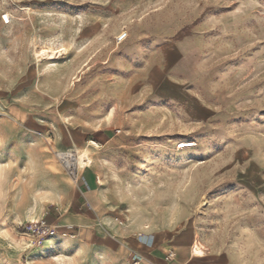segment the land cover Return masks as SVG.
Wrapping results in <instances>:
<instances>
[{
  "label": "rangeland",
  "instance_id": "obj_1",
  "mask_svg": "<svg viewBox=\"0 0 264 264\" xmlns=\"http://www.w3.org/2000/svg\"><path fill=\"white\" fill-rule=\"evenodd\" d=\"M127 80L153 121L162 105L185 132L211 128L196 134L209 152L183 171L209 178L193 183L205 196L192 208L211 241L264 264V0H0V264H132L105 224H64L80 214V181L58 158H92L63 145L65 109ZM40 219L57 233L31 244L23 228Z\"/></svg>",
  "mask_w": 264,
  "mask_h": 264
},
{
  "label": "crops",
  "instance_id": "obj_2",
  "mask_svg": "<svg viewBox=\"0 0 264 264\" xmlns=\"http://www.w3.org/2000/svg\"><path fill=\"white\" fill-rule=\"evenodd\" d=\"M130 84V80L113 82L100 91L98 83L91 85L95 93H87L83 101L76 99L80 105L63 112V145L92 157L91 161L85 158L87 165L81 170L74 199L80 214L64 218V224L82 226L85 235L96 222L105 224V243L113 249L126 248L131 257L139 253L143 259L138 264H259V255H249L240 244L211 241L204 232V214L192 208L205 196L193 183L209 178L183 171L209 152V143L196 136L209 127L185 132L183 122L162 105L153 121L150 97L133 88L129 91ZM53 108L60 113L58 106ZM185 138L195 145L176 148ZM234 180L247 187L242 185L246 176L238 174ZM234 192L228 191V196L233 198ZM120 218L126 226L118 225ZM255 230L259 240V227ZM134 233H142L151 244L136 242ZM197 240L203 243L199 242L201 254L192 251ZM167 248L175 257L162 263Z\"/></svg>",
  "mask_w": 264,
  "mask_h": 264
},
{
  "label": "built area",
  "instance_id": "obj_3",
  "mask_svg": "<svg viewBox=\"0 0 264 264\" xmlns=\"http://www.w3.org/2000/svg\"><path fill=\"white\" fill-rule=\"evenodd\" d=\"M193 142H188V143H179L177 144L176 148L182 149V148H188V147H193ZM65 154L73 155L76 156L73 151H67V152H62ZM58 158L62 161L65 170L67 173L70 175V177L73 179L75 183H78L80 181V175L78 174V167H70L67 165L66 161L62 159L61 157L58 156ZM117 223L119 226H126V220L123 218H120L117 220ZM24 233L26 236L31 240V244H36L40 245L45 239L56 235L57 233V226L54 225L53 223H48L45 220H36V221H31L27 225L24 226L23 228ZM133 237H135L140 244H144L145 246H149L151 242L146 238L145 235L142 233H134ZM175 257V253L172 249H169L168 251L165 252L163 256L164 261H171ZM143 257L139 254L134 252L131 261L132 264H138Z\"/></svg>",
  "mask_w": 264,
  "mask_h": 264
},
{
  "label": "bare ground",
  "instance_id": "obj_4",
  "mask_svg": "<svg viewBox=\"0 0 264 264\" xmlns=\"http://www.w3.org/2000/svg\"><path fill=\"white\" fill-rule=\"evenodd\" d=\"M59 154H60V157L62 159H64L66 161L67 165H69L70 167L84 168L87 165V161H85L86 159H84L83 156H81V155L80 156H73V155L62 153V152ZM192 251L196 254L202 253V251L198 245H194L192 247Z\"/></svg>",
  "mask_w": 264,
  "mask_h": 264
}]
</instances>
